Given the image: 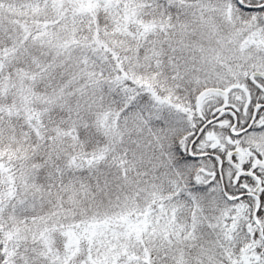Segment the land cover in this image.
I'll return each mask as SVG.
<instances>
[{"label": "snow or ice", "instance_id": "obj_1", "mask_svg": "<svg viewBox=\"0 0 264 264\" xmlns=\"http://www.w3.org/2000/svg\"><path fill=\"white\" fill-rule=\"evenodd\" d=\"M0 264H264V0H0Z\"/></svg>", "mask_w": 264, "mask_h": 264}]
</instances>
